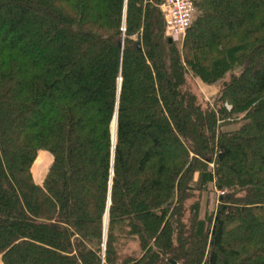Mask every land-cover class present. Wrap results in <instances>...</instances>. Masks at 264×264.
Masks as SVG:
<instances>
[{"label": "trees", "instance_id": "1", "mask_svg": "<svg viewBox=\"0 0 264 264\" xmlns=\"http://www.w3.org/2000/svg\"><path fill=\"white\" fill-rule=\"evenodd\" d=\"M164 1L0 0L4 264H264V0Z\"/></svg>", "mask_w": 264, "mask_h": 264}, {"label": "rangeland", "instance_id": "2", "mask_svg": "<svg viewBox=\"0 0 264 264\" xmlns=\"http://www.w3.org/2000/svg\"><path fill=\"white\" fill-rule=\"evenodd\" d=\"M178 44L183 42V39H179ZM190 82L192 83L193 90L199 96L200 102L207 107L208 105L215 106V97L218 92V88L215 86H210L205 84L201 81L200 78L191 77ZM226 107L230 110L231 105L226 103ZM230 128V127H229ZM52 162V156L48 152H41L37 160L33 165V174L38 183H42L46 174L47 170ZM224 192H215L211 191L204 195V205H203V214L206 211H213L216 210L217 206L219 205V196L222 195ZM136 248H139L138 242L135 244H131ZM0 264H4L2 260V255L0 254Z\"/></svg>", "mask_w": 264, "mask_h": 264}, {"label": "built area", "instance_id": "3", "mask_svg": "<svg viewBox=\"0 0 264 264\" xmlns=\"http://www.w3.org/2000/svg\"><path fill=\"white\" fill-rule=\"evenodd\" d=\"M168 38L174 41L186 37L188 28L196 18L197 8L194 0H165L161 5Z\"/></svg>", "mask_w": 264, "mask_h": 264}, {"label": "water", "instance_id": "4", "mask_svg": "<svg viewBox=\"0 0 264 264\" xmlns=\"http://www.w3.org/2000/svg\"><path fill=\"white\" fill-rule=\"evenodd\" d=\"M169 42H173V38H168ZM171 262H173L175 264V261L171 259Z\"/></svg>", "mask_w": 264, "mask_h": 264}]
</instances>
